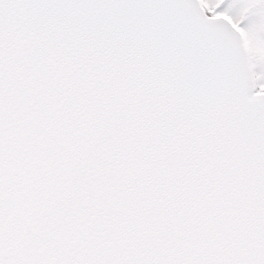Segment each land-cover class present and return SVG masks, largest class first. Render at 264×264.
<instances>
[{"label": "snow or ice", "instance_id": "6c2138e0", "mask_svg": "<svg viewBox=\"0 0 264 264\" xmlns=\"http://www.w3.org/2000/svg\"><path fill=\"white\" fill-rule=\"evenodd\" d=\"M0 264H264V0H0Z\"/></svg>", "mask_w": 264, "mask_h": 264}]
</instances>
